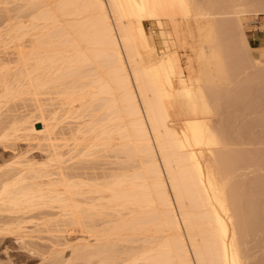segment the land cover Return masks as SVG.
I'll list each match as a JSON object with an SVG mask.
<instances>
[{
	"label": "bare ground",
	"instance_id": "obj_1",
	"mask_svg": "<svg viewBox=\"0 0 264 264\" xmlns=\"http://www.w3.org/2000/svg\"><path fill=\"white\" fill-rule=\"evenodd\" d=\"M11 3L25 15L12 24L7 14L14 27L0 31V110L25 95L41 110V98L58 108L42 125L28 118L26 131L71 129L48 162L21 156L7 166L0 215L49 210L62 227L84 228L87 240L73 247L83 264H264V0L0 7ZM28 40L19 59L4 60ZM107 155L113 175L67 172ZM10 222L3 232L28 236L24 222Z\"/></svg>",
	"mask_w": 264,
	"mask_h": 264
},
{
	"label": "rangeland",
	"instance_id": "obj_2",
	"mask_svg": "<svg viewBox=\"0 0 264 264\" xmlns=\"http://www.w3.org/2000/svg\"><path fill=\"white\" fill-rule=\"evenodd\" d=\"M15 5L12 3L9 4L7 6L8 8L6 7L8 9L7 11H5L6 8H3L4 5L3 6L1 5L0 7V31L5 32L6 26L7 28H10L9 25H7L8 24L7 22H10L9 24L10 26H12L11 28L14 27V25H11V19L9 20L8 18L12 17V24H15V21H16L15 19L17 17L21 18L22 16L25 15V13L24 14L22 13L23 15L19 14L18 13L19 5L17 4L16 5L17 7ZM9 9H10V12H8ZM6 15L10 17H7ZM255 20L256 18L253 16L248 18L246 20V23H247L246 28L248 29V32L255 30L253 31L252 34H255L256 36H260L261 32L258 29V26L253 25L255 27H251L252 21H255ZM259 27H262L261 23ZM26 42L25 41H22L19 43L16 42L15 43L16 45L14 46L11 45L8 49V52L5 53L6 57H4V60L9 59V62H11L10 59L12 61H14V59L15 60L19 59L23 55L22 52L23 51L25 52L24 50L26 47L25 45L29 44V40ZM252 45L254 47L257 46L254 44V42H252ZM6 62H8V60ZM25 97H27V95H25L22 98L23 104L21 103L22 102L21 99L20 101L16 100V101H13V103H11L8 107H4V109L0 110V132H1V129L6 128V127L8 128L12 126L13 123L15 122L18 123V121L19 123L20 122L24 123V124L22 123L23 126L21 124L20 125L23 128L21 129L25 130V131L21 130L22 132L20 131V133H18L16 137L14 136V139H11V138H7L8 140L0 139V174H1L0 176H3L5 174L4 172L5 171L7 172L10 169L9 167H7L9 166V164H11L12 162L16 163L18 158L21 156L24 157L23 161H28V162L30 161L34 163L37 162L38 164H41V163L44 164L45 162H48L47 160L49 158V155L51 153H56L57 151H59V148L62 145V142H64L65 139L69 138L70 129H71V127L69 126L70 124L69 122L60 124L57 130H54V127H51L53 126V124L48 122L46 124L47 127L49 129L52 128L51 130L55 131L54 133V131L50 130L49 134H51V132H53V134L51 135L48 134L49 135L48 137H45L44 134H39V132L29 134L28 131H26V128L29 129L31 125H29L30 123L25 124L24 121H26L30 117H33L32 119L33 123H40V125H42L43 122L47 121L50 118L49 117V115L51 116L50 111L51 113H53L52 110L57 109L58 106H56L57 108L53 106L46 107L44 103L49 102V101H45L44 99L42 100L41 98H39L38 100L36 99V101H40V102L44 101V103L42 104L43 106L39 104V106H41L42 109L40 110V108H37V111H36L33 106V104L36 102H34L33 104L32 102L30 103V101L26 102L24 100L26 99ZM27 98H29V95ZM51 103L56 104V102H52V101L49 104ZM37 105L35 106V108L38 107ZM27 106H30V107H27ZM33 110L36 112L32 113ZM65 150L64 152H66ZM107 156H104L101 158L99 157L97 158L98 160H94L95 162L93 160H92L93 162H90L91 161L90 159H89L90 161L86 160V162H84L83 164L81 162L80 164H77L78 163L77 162L76 163L77 166L72 167L73 170L67 169L69 170L67 172L72 171L70 173H76L80 176H84L88 178L90 177L92 178L93 174L97 175V177L102 176L104 178L105 177L104 175H106L107 177L108 174H111L110 172H114L116 168L119 167L118 165L112 164L113 162L117 164L116 162L117 160L114 159L115 157L112 156L113 158L112 159L111 156L110 157L109 155ZM75 162L76 160H74L73 162H69L67 163V166L69 167L71 165L74 166ZM51 218L52 219L54 218V214H52V212H50L49 210L35 212L30 215L28 214L26 216H10V215L1 216L0 215V221H2L1 222L2 224L0 223V264H55V262L57 263L58 261H60L59 259H61L62 261L65 260L63 262H65L66 264L68 263V261L72 263L74 261L73 264L75 263L83 264L81 260H78L77 257L76 258L74 257L75 253H73L74 252L73 247L81 243V241H83L84 239L87 240V231L84 228L75 226V225L73 226L71 225L69 228L65 227L66 228L65 229L64 227H62L63 225L61 222L57 223L55 221L56 217L54 218L55 220L53 219L52 221L54 222V224L49 223L45 225L44 223ZM45 219L47 220L45 221ZM17 220L24 222L23 223L24 226L28 228V231H27L28 236L24 239H21L18 233L15 231H12V233L11 231L3 232V230L1 229L5 227L4 226L5 224H9L10 221H11L10 223H12L13 221H17ZM57 225L59 227H57ZM63 250L64 252H62ZM58 253H61V254H58Z\"/></svg>",
	"mask_w": 264,
	"mask_h": 264
},
{
	"label": "crops",
	"instance_id": "obj_3",
	"mask_svg": "<svg viewBox=\"0 0 264 264\" xmlns=\"http://www.w3.org/2000/svg\"><path fill=\"white\" fill-rule=\"evenodd\" d=\"M253 31H255V30H252V31H249V32H248L249 40H250V42H251V45H252V42H254V44L257 45V46H255V47H258V44H259V36H256L255 34H252ZM250 34H251V35H250ZM252 46H253V45H252Z\"/></svg>",
	"mask_w": 264,
	"mask_h": 264
},
{
	"label": "built area",
	"instance_id": "obj_4",
	"mask_svg": "<svg viewBox=\"0 0 264 264\" xmlns=\"http://www.w3.org/2000/svg\"><path fill=\"white\" fill-rule=\"evenodd\" d=\"M256 25L259 27L260 23H259V22H257V23H256ZM259 30H260V29H259Z\"/></svg>",
	"mask_w": 264,
	"mask_h": 264
}]
</instances>
